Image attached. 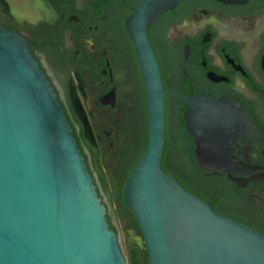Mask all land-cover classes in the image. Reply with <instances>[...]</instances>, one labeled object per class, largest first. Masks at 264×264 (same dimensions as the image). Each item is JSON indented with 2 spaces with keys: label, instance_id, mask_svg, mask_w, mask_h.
Wrapping results in <instances>:
<instances>
[{
  "label": "flooded vegetation",
  "instance_id": "af4514ba",
  "mask_svg": "<svg viewBox=\"0 0 264 264\" xmlns=\"http://www.w3.org/2000/svg\"><path fill=\"white\" fill-rule=\"evenodd\" d=\"M140 1L43 0L37 22L0 5V24L27 38L56 87L125 251L126 244L140 247L133 237L141 230L120 219L114 187L124 191L150 132L144 75L126 23ZM148 35L164 89L163 168L215 212L264 232V0H182ZM195 119L197 133H211L207 158L188 125ZM188 167L197 171L191 181L178 170Z\"/></svg>",
  "mask_w": 264,
  "mask_h": 264
},
{
  "label": "water",
  "instance_id": "95a60500",
  "mask_svg": "<svg viewBox=\"0 0 264 264\" xmlns=\"http://www.w3.org/2000/svg\"><path fill=\"white\" fill-rule=\"evenodd\" d=\"M181 1L141 0L126 22L150 121L148 144L123 191L141 229L133 240L147 249L149 264H264L263 231L215 212L162 166L164 89L148 28ZM42 3L0 0L13 17L33 22ZM197 120L188 125L207 158L211 133H197ZM107 214L56 87L27 38L0 24V264H129Z\"/></svg>",
  "mask_w": 264,
  "mask_h": 264
},
{
  "label": "trees",
  "instance_id": "16d2710c",
  "mask_svg": "<svg viewBox=\"0 0 264 264\" xmlns=\"http://www.w3.org/2000/svg\"><path fill=\"white\" fill-rule=\"evenodd\" d=\"M178 170L186 178L185 180L191 181L196 178L197 171L192 167L181 168ZM173 171L176 173L177 170ZM180 179L181 181H183V183H185L183 178ZM114 188V202L116 204L120 219L128 221L131 225L141 230L134 212L123 201L122 185H115ZM126 255L128 257L129 264H149L148 251L146 248L141 249L140 247L132 243L126 244Z\"/></svg>",
  "mask_w": 264,
  "mask_h": 264
},
{
  "label": "bare ground",
  "instance_id": "6f19581e",
  "mask_svg": "<svg viewBox=\"0 0 264 264\" xmlns=\"http://www.w3.org/2000/svg\"><path fill=\"white\" fill-rule=\"evenodd\" d=\"M65 98H66L67 102H69L68 97L66 95H65ZM97 174H98V177H99V183L101 185L103 193L105 194L106 199L109 200V193H108V189H107L106 183L103 180V178H102L101 174L99 173V171H97Z\"/></svg>",
  "mask_w": 264,
  "mask_h": 264
}]
</instances>
